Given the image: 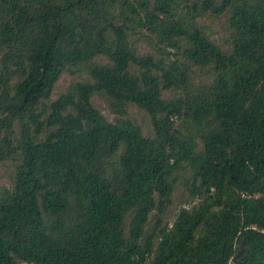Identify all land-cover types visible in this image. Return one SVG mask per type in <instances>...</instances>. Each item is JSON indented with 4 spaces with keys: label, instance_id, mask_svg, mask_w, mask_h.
<instances>
[{
    "label": "trees",
    "instance_id": "trees-1",
    "mask_svg": "<svg viewBox=\"0 0 264 264\" xmlns=\"http://www.w3.org/2000/svg\"><path fill=\"white\" fill-rule=\"evenodd\" d=\"M3 161L0 264H264V0H0Z\"/></svg>",
    "mask_w": 264,
    "mask_h": 264
},
{
    "label": "rangeland",
    "instance_id": "rangeland-1",
    "mask_svg": "<svg viewBox=\"0 0 264 264\" xmlns=\"http://www.w3.org/2000/svg\"><path fill=\"white\" fill-rule=\"evenodd\" d=\"M197 25L201 26V28L207 32L209 35V38L216 43L219 47L222 49H227L228 47V41H229V32L226 28V15L221 14L217 17H210V16H203L201 18H198L196 21ZM137 36H133L132 39H134ZM134 46L136 47L137 51L140 54H151L153 56H157L156 52L150 48L147 41L144 38L137 37L134 39ZM96 61L104 63L105 59L101 56H98L95 58ZM196 73V71H195ZM73 80V76L70 75L68 72H62L57 81L55 82L50 97V100H53L59 93L63 92L64 89L67 87V85ZM198 80H205L202 77L194 78V82L196 83ZM169 94V91L165 90L162 92V97L166 98ZM90 101L92 105L108 120L113 121L114 116L109 113L104 105V102L96 95H93L90 98ZM128 115L131 120L135 121V123L139 126L141 132L145 136L151 135L149 120L147 115L137 109L133 105H129L127 108ZM14 168V161H3L0 162V186L3 187H10L11 184V178H12V172ZM189 200V199H188ZM188 200L185 198V194L181 191L180 188H177L172 193L171 202L169 206L166 208L163 216H162V222L169 223L173 215L178 209V206L182 202H186V204L190 205ZM151 223V220H149V223ZM19 264H26L23 262H20Z\"/></svg>",
    "mask_w": 264,
    "mask_h": 264
},
{
    "label": "water",
    "instance_id": "water-1",
    "mask_svg": "<svg viewBox=\"0 0 264 264\" xmlns=\"http://www.w3.org/2000/svg\"><path fill=\"white\" fill-rule=\"evenodd\" d=\"M242 249V245L241 243L239 244V249L237 250V252L235 253L234 257L239 253V251ZM234 257L232 258V261H234Z\"/></svg>",
    "mask_w": 264,
    "mask_h": 264
}]
</instances>
